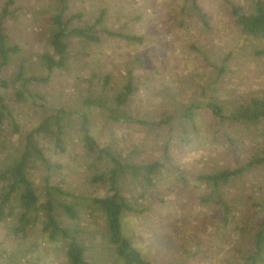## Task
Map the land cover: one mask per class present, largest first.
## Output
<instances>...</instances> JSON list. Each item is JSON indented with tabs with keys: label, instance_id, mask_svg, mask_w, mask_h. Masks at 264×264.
Listing matches in <instances>:
<instances>
[{
	"label": "rangeland",
	"instance_id": "1",
	"mask_svg": "<svg viewBox=\"0 0 264 264\" xmlns=\"http://www.w3.org/2000/svg\"><path fill=\"white\" fill-rule=\"evenodd\" d=\"M198 1L209 26L186 6V0H71L66 14H82L79 25L93 23L105 10V24L99 28L120 30L143 41L103 36L99 43L71 39L67 68L50 74L40 55L49 49L51 19L59 11L55 1L15 0L14 12L5 19L6 43L18 45L21 52L10 58L3 73L11 77L23 66L25 77H49L44 84L27 86L26 101L15 99V87L5 95L22 133L30 132L49 114L67 112L63 120L66 152L58 151L48 137H39V144L52 163L63 165L50 173L52 183L80 197L81 226L91 233L87 236L91 264L123 263L103 235V220L91 204L107 187L90 180L103 173L105 166L84 149L85 113L90 115L91 135L100 148L109 147L130 164L163 165L154 187L144 190L128 174L121 183L122 193L132 202L144 195L139 207L148 213L128 215L124 225L126 235L146 259L153 264H246L253 252L254 233L264 210L253 213L257 208L252 204L264 209V164L226 187L224 196L235 210L227 223L214 200L202 201L217 196L198 176L237 169L262 154L263 124L219 125L210 109L203 107L194 109V125L191 121L185 130L177 128L179 118H175L170 130L114 122L106 111L84 104L88 96H98L107 75L111 80L104 96L111 100L127 83L130 69L138 88L127 107L136 119L161 120L167 113L178 117L192 104L209 101L230 115L239 106L264 98V40L242 35L228 6L229 1L247 7L250 0ZM5 3L0 0V14ZM2 145L8 148L0 152V167L3 159L9 157L10 163L23 150V138L6 128L0 149ZM45 172L37 168L30 175L42 199ZM92 211L97 212L95 216ZM12 223L10 217L0 222V264H67L61 244L50 242L39 226L21 240L10 231Z\"/></svg>",
	"mask_w": 264,
	"mask_h": 264
},
{
	"label": "trees",
	"instance_id": "2",
	"mask_svg": "<svg viewBox=\"0 0 264 264\" xmlns=\"http://www.w3.org/2000/svg\"><path fill=\"white\" fill-rule=\"evenodd\" d=\"M59 11L51 19L54 30L48 39V50L40 55V61L47 71L52 73L55 69H65L70 61V41L74 38L86 40L91 43H99L101 37H112L126 40L132 43H142L143 39L136 35H130L123 31H114L108 27L99 26L105 24L106 11L103 10L93 22L79 25L77 21L82 14H70L69 5L71 0H54ZM15 0H6L0 14V141L4 137L6 128L12 133L22 136L23 150L15 154V158L9 163V157L3 159L0 167V222L10 217L13 223L9 226L12 234L21 240L29 236L32 228L39 226L44 235L52 243L61 244V251L64 253L67 264H91L88 260L89 245L87 236L89 233L81 226V204L80 197L74 193L63 190L59 183H52L51 172L63 168L61 164H54L43 152L39 144V137H48L54 140L58 151L66 152L64 145L63 120L67 113L61 109L57 114H49L28 133H22V129L14 115V110L7 103L5 95L11 87L16 88L15 99L19 102L27 100V86L32 84H44L49 77L40 78L37 76L25 77L24 67L21 66L13 76L9 77L4 71L13 55L21 52L18 45L9 46L6 43L7 35L4 33V22L14 12ZM230 5V6H229ZM186 6L192 8L200 19L208 25V16L203 11L198 0H186ZM234 25L244 36H251L255 39L264 40V0H250L247 7L235 5L228 1ZM209 26V25H208ZM140 61V60H138ZM141 63V62H138ZM131 65V64H130ZM134 69L127 72V83L112 99H106L105 93L109 88L111 77H103V85L98 96H88L84 104L88 108H98L108 113V118L114 122H131L142 126L162 128L168 126L170 130L174 127L172 120L179 118L177 128L186 129L187 122L195 124V108H209L219 125L225 122L234 124L264 125V98L253 99L247 105H241L230 115H225L223 109L213 101L204 102L202 105L191 106L183 109L178 117L167 113L161 120H141L129 114L127 104L131 101L136 89L134 82ZM21 83L22 86L17 88ZM112 101V102H111ZM175 122V121H174ZM180 127H179V126ZM82 132L84 149L89 156L96 157V160L104 162L105 171L91 177L92 184H101L107 187L103 196H96L92 199L93 208L99 211L103 220L102 233L108 239L109 245L113 248L116 256L123 264H153L145 258L143 253L134 246L130 237L125 233V219L131 214L141 215L148 213V209L139 207L140 195L132 202L122 193L121 183L126 179L127 174L134 179L142 189L155 186L157 178L161 175L163 165L160 162L143 163L140 165L130 164L111 152L109 147L100 148L91 135L90 115H82ZM186 133V132H185ZM8 148L2 145L0 152ZM11 155V153H10ZM5 160V161H4ZM4 161V162H3ZM264 164V152L254 157L252 161L237 169H223L217 172L202 174L198 176L199 181L209 185L211 194L217 198H205L204 202L215 201L222 212V219L225 223L230 221V215L234 214V205L224 195L226 187L234 180L242 178L248 171L256 166ZM43 169L45 172L44 197L38 193L34 182L31 180V170ZM126 181V180H125ZM258 210H264L258 204H252ZM19 212L16 213L15 210ZM95 216V211H92ZM221 214V213H220ZM69 222L73 225H69ZM246 264H264V215L257 224V230L253 237V252L245 260Z\"/></svg>",
	"mask_w": 264,
	"mask_h": 264
}]
</instances>
